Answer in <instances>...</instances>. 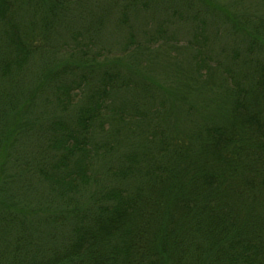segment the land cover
Masks as SVG:
<instances>
[{
    "label": "trees",
    "instance_id": "16d2710c",
    "mask_svg": "<svg viewBox=\"0 0 264 264\" xmlns=\"http://www.w3.org/2000/svg\"><path fill=\"white\" fill-rule=\"evenodd\" d=\"M90 1L0 0V264H264V0Z\"/></svg>",
    "mask_w": 264,
    "mask_h": 264
},
{
    "label": "rangeland",
    "instance_id": "374dc122",
    "mask_svg": "<svg viewBox=\"0 0 264 264\" xmlns=\"http://www.w3.org/2000/svg\"><path fill=\"white\" fill-rule=\"evenodd\" d=\"M94 1H95V0H91L87 5H93L92 2H94ZM88 7H89V6H87V7L84 6L85 9L88 8ZM106 38H107V40H110V39H111V36L107 33ZM103 39H104V36H103Z\"/></svg>",
    "mask_w": 264,
    "mask_h": 264
}]
</instances>
